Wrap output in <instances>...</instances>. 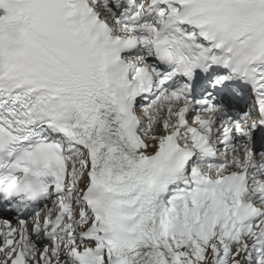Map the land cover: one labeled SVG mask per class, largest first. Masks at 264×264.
<instances>
[{
    "label": "snow or ice",
    "instance_id": "1",
    "mask_svg": "<svg viewBox=\"0 0 264 264\" xmlns=\"http://www.w3.org/2000/svg\"><path fill=\"white\" fill-rule=\"evenodd\" d=\"M0 264H264V0H0Z\"/></svg>",
    "mask_w": 264,
    "mask_h": 264
}]
</instances>
